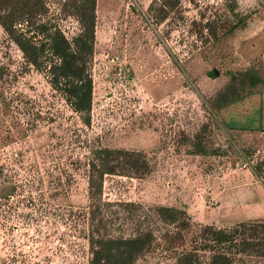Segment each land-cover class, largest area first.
Segmentation results:
<instances>
[{"label":"rangeland","instance_id":"obj_1","mask_svg":"<svg viewBox=\"0 0 264 264\" xmlns=\"http://www.w3.org/2000/svg\"><path fill=\"white\" fill-rule=\"evenodd\" d=\"M155 1H96L88 126L0 26V264H90V237L147 233L133 264H178L211 226L264 223V0ZM92 148L148 172L105 175L93 206Z\"/></svg>","mask_w":264,"mask_h":264},{"label":"trees","instance_id":"obj_2","mask_svg":"<svg viewBox=\"0 0 264 264\" xmlns=\"http://www.w3.org/2000/svg\"><path fill=\"white\" fill-rule=\"evenodd\" d=\"M96 1L65 0L64 12L74 16L79 26L78 33L69 40L55 24L43 20L47 15L43 0H0L2 29L25 60L47 76L51 88L64 97L86 126L90 123L93 98L90 69L94 55ZM177 2L156 0L154 3L166 13ZM165 17L162 14L161 19ZM210 75L216 77L213 73ZM90 155L86 167L93 206L101 204L97 196L105 175L122 173L120 175L142 178L148 172L147 160L141 152L92 148ZM156 210L159 215L171 211L164 207ZM91 216L97 225L91 226L95 233L99 224L93 213ZM150 242L148 233L128 238L90 237V264H133ZM204 254L208 255L205 262ZM178 264H264V223L244 222L223 229L211 226L194 242L191 251L181 255Z\"/></svg>","mask_w":264,"mask_h":264},{"label":"water","instance_id":"obj_3","mask_svg":"<svg viewBox=\"0 0 264 264\" xmlns=\"http://www.w3.org/2000/svg\"><path fill=\"white\" fill-rule=\"evenodd\" d=\"M215 76H218V72L214 71Z\"/></svg>","mask_w":264,"mask_h":264}]
</instances>
